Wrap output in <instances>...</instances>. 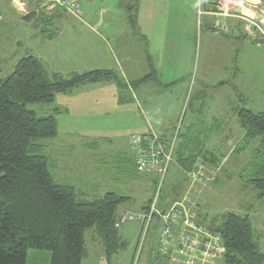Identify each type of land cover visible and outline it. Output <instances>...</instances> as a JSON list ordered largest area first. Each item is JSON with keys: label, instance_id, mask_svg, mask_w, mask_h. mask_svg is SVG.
<instances>
[{"label": "rangeland", "instance_id": "374dc122", "mask_svg": "<svg viewBox=\"0 0 264 264\" xmlns=\"http://www.w3.org/2000/svg\"><path fill=\"white\" fill-rule=\"evenodd\" d=\"M80 2L82 17L61 13L50 27L57 35L50 39L42 25L35 27L13 11L12 0H0V80L11 75L21 59L34 56L51 77L109 70L123 85L122 90L114 82L83 85L56 95L53 104L28 106L38 117L57 120L58 137L37 142L56 181L74 187L84 201L110 192L125 196L129 200L119 212L141 213L155 199L160 178L138 172L132 136L153 132L175 141L177 149L183 145L188 153L208 150L209 141L214 142L222 162L219 169L208 167L199 187L201 221L226 213L250 217L264 254V199L239 177L259 141L232 154L243 132L236 109L264 113V29L254 22L264 26V0ZM41 3L40 13L55 15L48 2ZM129 17L135 21L131 28ZM152 68L155 79L133 91L125 88L126 82L142 79ZM181 180L173 161L161 209L171 203L172 187ZM187 195L196 197L190 185L177 197L182 202ZM156 224L154 220L153 227ZM141 229L140 221L121 226L126 246L110 262L94 230L86 231L82 264L152 263L160 230H150L139 252ZM51 261L50 251L27 252L26 264Z\"/></svg>", "mask_w": 264, "mask_h": 264}, {"label": "trees", "instance_id": "16d2710c", "mask_svg": "<svg viewBox=\"0 0 264 264\" xmlns=\"http://www.w3.org/2000/svg\"><path fill=\"white\" fill-rule=\"evenodd\" d=\"M53 11L55 15L52 17L39 12L24 19L30 22L36 19L44 27L42 33L53 39L56 32L51 31L50 27L56 17L65 12L59 8ZM153 79L155 70L152 68L149 75L132 85L139 86ZM108 82L123 87L119 76L109 70L74 74L70 78L60 75L51 77L34 56L21 59L13 73L0 80V264H26L27 252L31 249L50 251L51 264H82L86 253L85 233L88 230L96 233L108 262L125 249L126 245L119 235L121 227L116 225L119 209L129 198L110 192L100 199L84 201L74 187L56 181L46 156L41 153L42 146L37 142L58 137L57 120L54 116L38 117L28 109L33 104H53L56 95L66 94L83 85ZM236 110L243 137L232 154L243 153L253 142L259 141L254 155L239 177L255 189L262 200L264 113ZM223 124L220 122L219 127ZM208 144L210 150L195 149L189 153L183 145L178 149L175 147L174 162L181 170L182 180L172 187L175 196L170 204L179 201L177 195L185 185H190L194 171L201 166L205 167L207 174L208 167L219 169L222 157L217 154L214 142L209 141ZM152 201L149 200L142 212H148ZM199 206H195L194 211L201 220ZM202 222L219 235L220 246L224 250L223 264H264V254L250 217L226 213L209 221L203 218ZM142 237L143 226L140 244ZM158 242L159 235L157 245ZM156 259L157 255L153 261Z\"/></svg>", "mask_w": 264, "mask_h": 264}, {"label": "built area", "instance_id": "2783aa9c", "mask_svg": "<svg viewBox=\"0 0 264 264\" xmlns=\"http://www.w3.org/2000/svg\"><path fill=\"white\" fill-rule=\"evenodd\" d=\"M53 9H62L67 14L77 18L82 17L80 0H47ZM130 146L136 155L139 173L154 174L160 178L156 189L155 199L148 212H134L128 209L118 214L116 227L120 228L126 222L140 221L143 226L142 244L153 228L156 220L159 226V242L157 245V259L150 264H218L223 258L224 250L220 246V237L213 229L204 224L194 211L199 187L207 173L201 166L191 175L190 188L196 197L187 195L185 199L161 209L159 201L165 178L174 161L175 141L161 139L151 132L145 135H134L130 139ZM170 206V207H169ZM220 260V261H221Z\"/></svg>", "mask_w": 264, "mask_h": 264}, {"label": "crops", "instance_id": "0c3cea01", "mask_svg": "<svg viewBox=\"0 0 264 264\" xmlns=\"http://www.w3.org/2000/svg\"><path fill=\"white\" fill-rule=\"evenodd\" d=\"M41 2L44 3L45 0H12V5L11 6H12L13 11H15L16 13H19L21 15H25V16H23V18H24L26 16L37 14L39 12V10H40V7H41L40 5L42 4ZM56 19H58V17H56ZM35 20L36 19L32 20L31 22L29 20H26V21L31 23V24H33L35 27H38L40 24H39V22L38 23L35 22ZM128 24H129L130 28L134 25V23H132V21L130 20V17H129V20H128ZM92 30H94V29H92ZM56 35H57V33H56ZM135 81H129L128 83L126 82L125 83V88H127L130 91L131 90L133 91L134 87H133L132 83L135 82ZM108 83H111V82H108ZM108 83H99V84H92V85H100V84H108ZM117 89L118 90H122L120 87H117ZM121 100H123V99H121ZM239 133H240V131L238 132V134ZM241 134H242V137H243V132ZM198 204H199V198H196L195 206H197ZM198 210H199V208H198Z\"/></svg>", "mask_w": 264, "mask_h": 264}, {"label": "water", "instance_id": "95a60500", "mask_svg": "<svg viewBox=\"0 0 264 264\" xmlns=\"http://www.w3.org/2000/svg\"><path fill=\"white\" fill-rule=\"evenodd\" d=\"M254 22H255L257 25L261 26V27L264 29V26H263V24H262L261 21H259V20H254Z\"/></svg>", "mask_w": 264, "mask_h": 264}]
</instances>
